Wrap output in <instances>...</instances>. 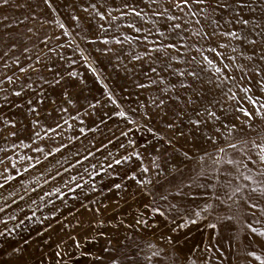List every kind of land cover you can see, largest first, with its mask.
I'll list each match as a JSON object with an SVG mask.
<instances>
[{"label":"snow or ice","instance_id":"1","mask_svg":"<svg viewBox=\"0 0 264 264\" xmlns=\"http://www.w3.org/2000/svg\"><path fill=\"white\" fill-rule=\"evenodd\" d=\"M140 2L146 7H155L150 13H146L140 7ZM32 4L33 23L26 26L23 33L15 31L14 25H24L29 16L0 25V67L4 70L0 74V92L16 98L29 92L32 96L39 95L40 101L35 106H32V99L27 100L28 111L32 113H37L39 104L47 99L45 90L51 88H60L63 103L73 105L71 90L73 81L80 73L69 71L68 65L76 64L79 60L93 74L96 82L101 84L111 104L117 105L111 88L104 82L107 78L102 77L97 69L100 61L92 55L95 52L107 58L109 64L115 59L126 76L141 77L142 79L134 81L135 87L148 93L147 101L138 103L141 110L140 124L129 119L123 109L113 114L124 117L128 124L134 125L136 131H146L153 140L163 142L168 148H173L177 139L184 138L186 144L190 142L189 148H173V151L181 153L184 160H197L203 164L205 157L209 155L203 147L207 144H211L217 154L214 161L216 164H242V161L233 159L224 161L226 148L240 151L243 145L251 144L259 149L255 158L251 154L246 158L258 166L256 175L261 179H256L253 175L244 176V180L250 182L247 189L244 186L235 188L238 201L242 200L243 204L238 203L237 215L223 219L243 222V228L247 230L244 233L248 242L243 245L246 256L243 264H264V0H120L119 7H112L110 3L98 6L93 0H32ZM26 6V3H17L16 0H0V8ZM113 12L119 13L120 17H129L132 22L127 23L126 28L144 35L137 37L122 32L123 40L107 35L112 22L117 20V16L112 15ZM257 12L260 13L259 17L256 16ZM106 16L110 19H106ZM137 18L146 23L150 21L152 27L138 26ZM0 20L9 21V17L5 15ZM116 27L119 28L120 25L117 24ZM46 28L51 30L44 31ZM65 37L69 39L64 40ZM133 42L142 51L137 52L132 47ZM113 43L120 48L109 46ZM125 44L129 46L128 51L124 50ZM68 48L72 49L73 57L58 51ZM76 53H79L78 58H74ZM129 57L132 67L124 63ZM13 66L15 71H12ZM9 71H12L11 75L8 74ZM3 99L8 101V96L5 95ZM96 103L100 101L97 100ZM88 107L95 108V104L90 103ZM58 108L61 112L67 111L62 105ZM132 111L136 112L137 109ZM84 114L88 115L87 111ZM154 120L162 122L164 134L152 126ZM33 123L38 124L39 121L33 120ZM55 127L59 128L60 124L56 123ZM84 130L80 129L81 132ZM48 131L54 132L55 129L49 127ZM133 131V128H128L121 135L127 136ZM168 132L172 135H167ZM248 132L255 133L262 143L257 144L255 140L249 141L241 136H246ZM36 135L39 139L38 134ZM237 136L241 138L235 143L231 142ZM221 141L224 142L223 146H219ZM137 143V140H128L130 146H137ZM238 145L241 147L238 148ZM138 146L145 150L151 148L157 153L151 161L152 167L159 170L155 185L149 188L148 185L153 184L152 180L139 178L143 173H148L149 168L143 165V152L134 149L128 155L114 159L113 164L127 163L133 157L140 161L137 170L129 169L120 174L122 181H134L137 191L129 194L122 182L115 181L108 189L109 192L115 190L113 195L127 204L129 211H133L135 205V215L128 219L121 209L120 216H107L109 205L102 201H93L96 204L94 209L90 204H80L81 209L92 213L88 223L95 234L86 235L87 240H94L96 235H104L100 229L105 224H111L114 228L119 224L125 230L133 229L130 236L120 238L117 232L107 240L108 246L103 249L104 253H109L107 264H139V245L133 237L142 238L146 235L144 229L157 226L147 218L149 209L154 214L165 215L157 206L154 196V189L161 186V178H166L161 164L157 163L160 149L155 148L148 140ZM123 147L122 144L121 148ZM193 149L197 155H190ZM52 151L59 149L54 148ZM108 167L111 168L112 165ZM243 167L247 169V165ZM56 191L59 192V189ZM69 191L72 189L69 188ZM91 191L95 192L96 188L92 187ZM177 194H180L179 191ZM126 197H130V200ZM148 197L152 199H147ZM108 199L110 205L119 207L111 197ZM160 199L166 200L167 196L161 195ZM216 199L219 200V197ZM204 208L211 209L212 204L206 203ZM52 215L55 216V211ZM77 215L79 216V210ZM195 215L199 217L200 212ZM76 223L79 225L83 221L78 219ZM218 223H222L219 218L217 223L208 226L215 229ZM48 227L51 228L52 225L49 224ZM63 227H72V224L69 222ZM70 238L74 241V247L79 250L81 244L77 235ZM24 243L27 244V241ZM63 243L61 240L56 247L59 249ZM148 246L152 247L151 244ZM205 247L207 250V245ZM8 255L14 257L8 264H29L24 259L25 249L20 246L13 248ZM54 255L62 258L63 252L56 251ZM81 255L90 256L95 262L101 261V256L93 252H81ZM220 257V264H224L223 252H220Z\"/></svg>","mask_w":264,"mask_h":264},{"label":"rangeland","instance_id":"2","mask_svg":"<svg viewBox=\"0 0 264 264\" xmlns=\"http://www.w3.org/2000/svg\"><path fill=\"white\" fill-rule=\"evenodd\" d=\"M16 2L26 3L28 6L0 8V17L5 15L9 17V21L0 20V25L11 20H23L24 16H29L24 25H14L15 31L23 33L25 27L33 23L31 14L34 5L32 0ZM93 2H97L98 6L110 3L112 7H119L120 4V0ZM140 7L146 13H150L155 6L146 7L140 2ZM60 11L63 13L62 8ZM112 15L117 16V20L112 22L107 35L116 36L121 40L122 32L137 37L144 35L126 28L125 25L132 22L129 17H120L117 12H113ZM256 16L259 17L260 13L257 12ZM106 19L110 18L106 16ZM136 23L145 28L152 27L150 21L146 23L139 18L136 19ZM117 24L120 25L119 28L116 27ZM105 26L108 27L107 24ZM67 39L69 38H64ZM81 46L84 47L83 44ZM109 46L120 48L114 43ZM132 47L137 52L142 51L135 42ZM124 50H129L127 44L124 45ZM58 51L73 57L71 48ZM92 55L99 58L97 69L102 77L107 78L104 82L111 88L119 107L111 104L101 84L96 82L93 74L79 60L76 64L68 65L69 71L80 73L73 81L71 90L74 97L73 105L63 103L60 88H51L45 90L47 99L39 104L37 113H32L28 111L27 100L32 99V106H35L36 102L40 101L39 95L32 96L29 92L21 98H16L0 92V209H2L0 233H4L0 235V264H8L14 259L8 254L17 246L25 249L24 259L29 261V264H41V260L43 264H57V261H60V264H107L109 253L103 252L108 246L107 240L117 232L120 238L130 236L133 229L125 230L119 224L115 228L111 224H105L100 229L104 235H96L94 240H87L86 235L95 234L88 223L92 213L81 209L80 204H90L94 209L96 204L92 202L102 201L103 204L109 205L107 216H120L123 209L127 218L131 219L135 215V205L133 211H129L128 205L113 195L115 190L109 192L108 189L115 181L122 182L129 194L137 191L135 182L127 179L122 181L120 174L129 169L137 170L140 161L133 157L127 163L115 165L113 160L132 153L134 149L142 151L143 165L149 168V172L143 173L139 178L152 180L153 184L148 185L152 188L159 170L152 167L151 161L157 153L151 148L145 150L138 146L145 144V140L160 149L158 154L160 159L157 163L161 164L166 178H161V186L154 189V196L157 206L165 215L154 214L149 209L147 218L157 226L144 229L146 235L142 238L133 237L135 243L139 245L137 249L140 253L139 264H220V252L224 253L222 258L224 264H243L246 258L243 245L248 242L244 233L247 230L243 228V222L235 220L230 222L223 218L238 214V203L242 205L243 201H238L235 188L244 186L247 189L250 182L244 180V176L253 175L256 179H261L256 175L258 166L246 158L249 154L255 158V153L259 149L251 144L243 145L240 151L226 148L224 161L228 159L242 161V164L236 165H229L226 162L216 164L214 161L217 154L211 144L203 145L209 153L203 164L197 160H184L179 151H173V148L190 147V142L186 144L184 138L177 139L173 148H168L163 142L157 143L153 140L146 131H136L134 125L128 124L124 117L113 114L123 109L129 119L140 124L141 110L138 103H145L148 93L135 87L134 81L142 78L126 76L117 66L115 59L109 64L107 58L95 52H92ZM78 56L79 53H76L74 58ZM129 59L130 57L125 59L124 63L132 67ZM3 71L0 67V74ZM12 71H15L14 66ZM12 71L8 74L11 75ZM81 80L83 83H80ZM5 95L8 96V101L3 99ZM97 100L100 103L97 104ZM90 103L95 104V108L88 107ZM61 105L67 109L66 112L59 111L58 106ZM132 109L137 111L133 112ZM85 111L88 115L84 114ZM33 120H38L39 123L34 124ZM56 123L60 124L59 128L55 127ZM152 126L164 134L162 122L154 120ZM49 127L55 131H48ZM81 128L85 129L84 132L80 131ZM128 128H133L134 131L122 136L121 132L127 131ZM12 132L16 134L10 135ZM167 135L171 136L172 133L168 132ZM241 136L249 141L255 140L257 144L262 143L255 133L248 132L246 136L243 134ZM241 136H237L231 142L235 143ZM129 139L137 140V146H130ZM223 144L221 141L219 146ZM240 147L238 145V148ZM54 148H58L59 151H52ZM190 155H197L196 150L193 149ZM110 164L111 168L108 167ZM243 165H247V169ZM92 187L96 188L95 192L91 191ZM69 188L72 191H69ZM56 189H59V192ZM177 191L180 194H177ZM161 195H166L167 199L161 200ZM108 197H111L114 203H118L119 207L110 205ZM216 197H219V200ZM126 199L130 200V197ZM206 203H211L212 208L205 209ZM171 205L175 207H170ZM54 211L55 216L52 215ZM196 212H200L199 217L195 215ZM218 218L222 223H218L215 229L210 228L208 225L217 223ZM78 219L83 223L77 225ZM69 222L72 227H63ZM125 222L127 223V220ZM49 224L52 225L51 228L48 227ZM72 235L78 237L81 244L79 250L74 247V241L70 238ZM61 240L64 243L58 249L56 245L60 244ZM149 244L152 247H149ZM56 251H62L63 257L55 256ZM81 252L96 253L101 256V261L95 262L92 257L81 255Z\"/></svg>","mask_w":264,"mask_h":264}]
</instances>
